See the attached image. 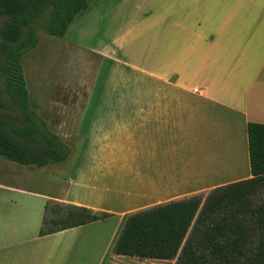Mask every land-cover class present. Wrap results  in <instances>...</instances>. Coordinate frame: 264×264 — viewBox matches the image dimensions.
<instances>
[{"label": "crops", "instance_id": "0c3cea01", "mask_svg": "<svg viewBox=\"0 0 264 264\" xmlns=\"http://www.w3.org/2000/svg\"><path fill=\"white\" fill-rule=\"evenodd\" d=\"M98 7L88 50L135 70L136 92L118 111L90 115L98 119L89 122L86 154L67 188L1 189L10 205L0 210V264L168 262L115 253L128 206L140 212L205 199L251 178L247 125H264V0H98ZM114 11L126 15L103 38ZM48 200L110 216L40 237Z\"/></svg>", "mask_w": 264, "mask_h": 264}, {"label": "trees", "instance_id": "16d2710c", "mask_svg": "<svg viewBox=\"0 0 264 264\" xmlns=\"http://www.w3.org/2000/svg\"><path fill=\"white\" fill-rule=\"evenodd\" d=\"M88 0H0V157L45 167L67 159L66 147L41 130L29 110L23 57L38 45L37 27L62 38ZM22 110L24 124L3 112ZM251 178L126 217L117 255L174 264H264V125L248 123ZM107 213L48 200L40 237L105 219Z\"/></svg>", "mask_w": 264, "mask_h": 264}, {"label": "rangeland", "instance_id": "374dc122", "mask_svg": "<svg viewBox=\"0 0 264 264\" xmlns=\"http://www.w3.org/2000/svg\"><path fill=\"white\" fill-rule=\"evenodd\" d=\"M99 11L98 0H88V8L74 18L62 38L51 37L41 24L37 27L38 45L22 61L29 110L41 130L55 135L64 144L68 157L41 168L0 157V210L10 205L3 202L7 194L2 188L45 194H58L67 188L75 160L83 152L86 154L89 122L98 119L90 115L95 111H118L122 99L136 92L135 70L117 60L94 56L88 50ZM117 13L102 28L103 38L114 32L126 15V11L123 16ZM127 14L130 17L131 10ZM2 22L0 17V26ZM3 112L16 116V125L24 124L22 110ZM138 210L139 206L131 205L122 215L128 217ZM174 263L175 260L157 264Z\"/></svg>", "mask_w": 264, "mask_h": 264}]
</instances>
